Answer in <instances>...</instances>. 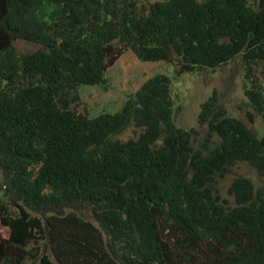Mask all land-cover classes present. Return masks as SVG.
I'll return each mask as SVG.
<instances>
[{"label":"trees","instance_id":"1","mask_svg":"<svg viewBox=\"0 0 264 264\" xmlns=\"http://www.w3.org/2000/svg\"><path fill=\"white\" fill-rule=\"evenodd\" d=\"M50 1L52 20L44 0H0V264H264V128L218 89L178 126L162 72L115 113L89 116L79 91L129 50L178 76L241 56L264 119V0ZM243 162L260 181L224 195Z\"/></svg>","mask_w":264,"mask_h":264},{"label":"rangeland","instance_id":"2","mask_svg":"<svg viewBox=\"0 0 264 264\" xmlns=\"http://www.w3.org/2000/svg\"><path fill=\"white\" fill-rule=\"evenodd\" d=\"M59 11V7L53 5L50 0H44L38 17L52 20L59 14ZM15 47L20 52H31L40 48V45L18 40L15 42ZM118 63L107 71V85L80 86L79 91L84 101L82 109L86 110L89 116L93 117L104 112H117L128 95L136 92L148 77L162 72L172 77L175 120L178 126L185 129L197 127L201 103L212 95L214 89H218L231 115L242 118L260 132L264 128L263 117L255 112L245 94L246 80L241 56L215 70L203 69L179 76L175 74L173 65L161 61L160 63L141 61L131 50L127 51ZM132 135L134 133L128 129L120 137L128 138ZM237 175L250 177L255 182L260 181L257 172L249 164L240 163L234 168L232 174L221 181L224 195H228L227 188ZM8 235L9 229L0 222V239Z\"/></svg>","mask_w":264,"mask_h":264},{"label":"crops","instance_id":"3","mask_svg":"<svg viewBox=\"0 0 264 264\" xmlns=\"http://www.w3.org/2000/svg\"><path fill=\"white\" fill-rule=\"evenodd\" d=\"M128 52H129V51H128ZM133 53H134V52H133ZM123 55H124V54H123ZM123 55H122V57H123ZM136 56H137V55H136ZM122 57H120L119 59H121ZM130 57H132V59H133V56H132V55H130ZM137 58H138V57H137ZM119 59H118V60H119ZM121 61H122V60H121ZM158 62L160 63V61H158ZM117 64H119L118 61L116 62L115 65H117ZM122 66H123V65H122ZM148 78H149V77H148ZM145 81H146V80H145ZM145 81H144V82H145ZM144 82H143V83H144ZM143 83H142V84H143ZM142 84H141V85H142ZM141 85H140V87H141ZM140 87H139V88H140ZM139 88H138V89H139Z\"/></svg>","mask_w":264,"mask_h":264}]
</instances>
